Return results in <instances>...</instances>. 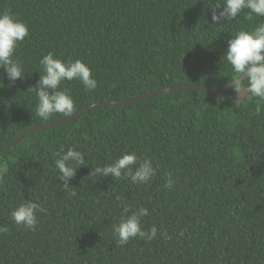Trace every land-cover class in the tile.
Here are the masks:
<instances>
[{
    "label": "trees",
    "instance_id": "obj_1",
    "mask_svg": "<svg viewBox=\"0 0 264 264\" xmlns=\"http://www.w3.org/2000/svg\"><path fill=\"white\" fill-rule=\"evenodd\" d=\"M215 3L0 0V11L10 10L29 29L14 52L24 78L10 84L0 68V147L24 129L63 118L41 120L36 93L27 90L39 80L40 59L48 52L82 60L97 80L92 92L78 80L62 83L77 110L167 85L230 82L234 73L223 55L228 40L264 17L249 21L244 9L213 24ZM247 86L243 80L242 89ZM234 92L186 89L91 109L1 150L0 226L8 231L0 233V264H264V101L246 91L236 100ZM71 146L88 164L70 180L75 196L60 184L50 151ZM126 152L158 165L148 184L89 174ZM169 175L172 190L164 187ZM117 195L133 208H148L142 226L155 225L156 239L115 245ZM24 200L46 209L37 213L35 232L10 219Z\"/></svg>",
    "mask_w": 264,
    "mask_h": 264
},
{
    "label": "clouds",
    "instance_id": "obj_2",
    "mask_svg": "<svg viewBox=\"0 0 264 264\" xmlns=\"http://www.w3.org/2000/svg\"><path fill=\"white\" fill-rule=\"evenodd\" d=\"M220 11L217 13L216 9ZM247 9L246 19L253 20L254 16L264 17V0H216L213 7L211 20L213 24H219L225 20L235 19L242 10ZM29 35L28 25L15 17L10 10L0 11V68L7 74L10 84L17 79L24 78V65L16 58L14 52L18 44ZM231 65L234 78L230 80L231 87L238 95L241 91L242 80L248 81L245 91L250 98H259L264 101V22H260L253 29H240L227 42V49L223 54ZM42 74L36 85L29 87L36 93L38 104L36 115L47 122L54 114L63 117L72 115L77 106L67 88L61 87L62 83L78 80L84 86L86 92H92L97 88V80L92 76L89 66L82 60H61L48 52L40 59ZM243 77V78H242ZM2 85V83H0ZM224 97H218L217 103H221ZM54 157V166L58 171L57 177L63 188L70 196L77 193L72 190L71 178L75 176L76 169L87 166L84 154L76 146L69 147L66 151L63 147L59 150H50ZM158 165L148 157L138 156L136 152H126L120 157L103 166L91 169L89 174L115 178L117 180L128 178L134 184H148L156 175ZM3 183V177H0ZM174 180L169 175L164 187L172 190ZM116 200L121 207V215L118 223L113 224L112 232L115 245L125 246L130 239L141 238L152 241L157 238V227L151 226L145 230L142 226V218L149 214L148 208L139 206L133 208L126 199L117 195ZM46 209L38 202L24 200L10 213V219L20 228L35 232L38 226V212ZM8 231L7 226H0V233ZM161 236L168 238L166 231H161Z\"/></svg>",
    "mask_w": 264,
    "mask_h": 264
},
{
    "label": "water",
    "instance_id": "obj_3",
    "mask_svg": "<svg viewBox=\"0 0 264 264\" xmlns=\"http://www.w3.org/2000/svg\"><path fill=\"white\" fill-rule=\"evenodd\" d=\"M243 78V77H242ZM243 81V80H242ZM231 88V82H228L224 85L220 86H207V85H201V84H173V85H167L163 86L160 88H156L153 90L146 91L142 94H138L134 97L131 98H126V99H119V100H106V101H98L92 104H87L84 105L82 108L76 110L72 115L63 117L45 124H40V125H35L32 127H29L27 129H24L23 131L19 132L10 142L5 144L4 146L0 147V151L14 145L17 143L23 136L34 132L38 131L41 129H45L47 127L55 126L67 121H70L81 114L91 110V109H96L100 107H115V106H122V105H127V104H133L135 102L141 101L147 97H150L152 95L158 94V93H164V92H170V91H179V90H186V89H191V90H197L201 92H207V93H220L223 92L227 89ZM0 119H1V114H0Z\"/></svg>",
    "mask_w": 264,
    "mask_h": 264
},
{
    "label": "rangeland",
    "instance_id": "obj_4",
    "mask_svg": "<svg viewBox=\"0 0 264 264\" xmlns=\"http://www.w3.org/2000/svg\"><path fill=\"white\" fill-rule=\"evenodd\" d=\"M245 94H246L245 90L242 89V87H241V91H240V93L238 95L236 94V92H234V97H235L236 100H240V99H242L245 96Z\"/></svg>",
    "mask_w": 264,
    "mask_h": 264
}]
</instances>
